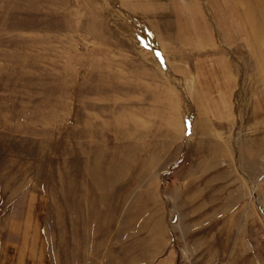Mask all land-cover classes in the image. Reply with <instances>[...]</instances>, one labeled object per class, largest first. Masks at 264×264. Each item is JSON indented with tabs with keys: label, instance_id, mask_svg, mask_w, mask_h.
<instances>
[{
	"label": "rangeland",
	"instance_id": "1",
	"mask_svg": "<svg viewBox=\"0 0 264 264\" xmlns=\"http://www.w3.org/2000/svg\"><path fill=\"white\" fill-rule=\"evenodd\" d=\"M171 1L0 0V167L49 196L55 255L62 211L83 264H264V125L212 120Z\"/></svg>",
	"mask_w": 264,
	"mask_h": 264
},
{
	"label": "crops",
	"instance_id": "2",
	"mask_svg": "<svg viewBox=\"0 0 264 264\" xmlns=\"http://www.w3.org/2000/svg\"><path fill=\"white\" fill-rule=\"evenodd\" d=\"M171 11L178 43L197 56L195 79L203 82L204 73L212 83L204 79L205 87L197 85L212 120L258 130L264 125V0H172ZM192 34L206 38L198 50L181 43V37L192 40ZM48 206L44 190L34 183L20 184L15 174L0 167V264H83L61 227L62 211L53 254ZM176 258L173 250L160 264H175ZM87 259L85 264L94 258L87 254Z\"/></svg>",
	"mask_w": 264,
	"mask_h": 264
},
{
	"label": "bare ground",
	"instance_id": "3",
	"mask_svg": "<svg viewBox=\"0 0 264 264\" xmlns=\"http://www.w3.org/2000/svg\"><path fill=\"white\" fill-rule=\"evenodd\" d=\"M263 99H264V97H263ZM263 102H264V100H263ZM255 107H257V106H255ZM256 117H258V116H256ZM106 167H108V168H106ZM106 167H105V171H106L105 184H106V186L111 187L116 180V173L114 172L115 166H106ZM153 168H154V166H143L142 172L143 173H144V171L148 172V171L152 170ZM184 202H182V201L180 202L181 208H183L182 213H183L184 217H197L198 219L202 220V219H207L206 217L210 214V211L206 209L208 205H206L204 202H199L198 204H193V201H190V200H184ZM182 203H184V204H182ZM107 225L109 226V224H107Z\"/></svg>",
	"mask_w": 264,
	"mask_h": 264
}]
</instances>
